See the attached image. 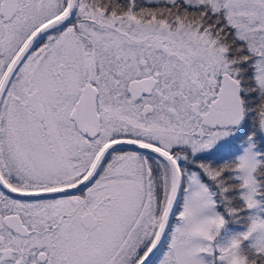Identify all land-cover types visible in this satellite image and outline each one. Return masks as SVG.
<instances>
[{
	"label": "snow or ice",
	"instance_id": "1",
	"mask_svg": "<svg viewBox=\"0 0 264 264\" xmlns=\"http://www.w3.org/2000/svg\"><path fill=\"white\" fill-rule=\"evenodd\" d=\"M0 264H264V0H0Z\"/></svg>",
	"mask_w": 264,
	"mask_h": 264
}]
</instances>
